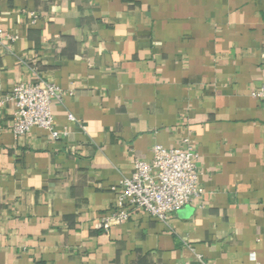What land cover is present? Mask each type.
<instances>
[{"label": "crops", "instance_id": "crops-1", "mask_svg": "<svg viewBox=\"0 0 264 264\" xmlns=\"http://www.w3.org/2000/svg\"><path fill=\"white\" fill-rule=\"evenodd\" d=\"M0 28V100L55 83L68 130L15 139L0 105V264H264V0H0ZM186 134L200 195L99 230L134 160Z\"/></svg>", "mask_w": 264, "mask_h": 264}, {"label": "built area", "instance_id": "built-area-1", "mask_svg": "<svg viewBox=\"0 0 264 264\" xmlns=\"http://www.w3.org/2000/svg\"><path fill=\"white\" fill-rule=\"evenodd\" d=\"M28 16L30 23L37 22L38 15L35 11H28ZM17 38L16 34L0 28V49L15 42ZM68 94L72 92L69 91ZM63 96L64 92L58 85L41 78L33 83L14 84L0 100V105L8 101L14 104L11 124L13 137L18 139L33 127L48 130L54 139L66 136V128L60 131L54 128L51 109L52 102H62ZM251 96L264 105V83L252 91ZM67 118L75 121L72 114H68ZM197 158L198 153L189 134L183 137L180 146L154 145L150 162L135 159L130 176L121 178L112 186V191L116 192L114 205L108 214L97 220L96 227L108 232L112 226L128 220L138 209L161 221L169 213L180 211L201 193Z\"/></svg>", "mask_w": 264, "mask_h": 264}]
</instances>
